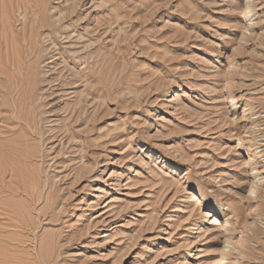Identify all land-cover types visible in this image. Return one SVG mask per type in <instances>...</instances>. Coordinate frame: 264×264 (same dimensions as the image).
I'll return each mask as SVG.
<instances>
[{
	"label": "rangeland",
	"instance_id": "1",
	"mask_svg": "<svg viewBox=\"0 0 264 264\" xmlns=\"http://www.w3.org/2000/svg\"><path fill=\"white\" fill-rule=\"evenodd\" d=\"M37 1L0 0V264H264V0Z\"/></svg>",
	"mask_w": 264,
	"mask_h": 264
},
{
	"label": "bare ground",
	"instance_id": "2",
	"mask_svg": "<svg viewBox=\"0 0 264 264\" xmlns=\"http://www.w3.org/2000/svg\"><path fill=\"white\" fill-rule=\"evenodd\" d=\"M33 1H37V0H33ZM9 2V4H10V1H8ZM38 2V1H37ZM36 2V3H37ZM43 2V1H42ZM245 4H244V12H246L247 10V12L249 13V15L253 12V9L251 8L253 5L251 4V0H246L245 2H244ZM5 4V3H4ZM3 4V5H4ZM43 4H46V3H43ZM2 5V6H3ZM41 5H42V3H41ZM7 7V6H6ZM37 7H38V5H37ZM44 7V6H43ZM253 8H254V6H253ZM46 10V9H45ZM45 10H43V11H45ZM2 12H3V9H2ZM42 14V13H41ZM37 15H40V14H38V12H37ZM44 15V14H43ZM246 16H247V13H246ZM4 17V16H3ZM3 17H1V18H3ZM45 17V16H44ZM49 17V16H48ZM40 18V17H39ZM42 18V17H41ZM250 20L252 19L251 17L249 18ZM2 20V19H1ZM41 20V19H40ZM39 20V21H40ZM50 20V19H49ZM4 21V20H3ZM36 21V20H35ZM26 23V22H25ZM36 23V22H35ZM34 23V24H35ZM3 24H4V22H3ZM9 24H11V23H9ZM38 24V23H37ZM41 24H42V22H41ZM51 24V23H50ZM8 25V24H7ZM12 25V24H11ZM25 25V24H24ZM3 26V25H2ZM32 26V25H31ZM37 26H39V24L37 25ZM29 27V26H28ZM35 27V26H34ZM39 27H41V26H39ZM49 27V26H48ZM12 28H13V26H12ZM11 28V29H12ZM25 28V27H24ZM36 28V27H35ZM262 28V27H261ZM5 29V28H4ZM37 29V28H36ZM39 29V28H38ZM2 30V29H1ZM6 30V29H5ZM30 30H31V28H30ZM263 30V29H262ZM23 31H25V29L23 30ZM8 33V32H7ZM10 33V32H9ZM23 33H25V32H23ZM29 33H31V32H29ZM91 33V32H90ZM5 34V33H4ZM12 34V33H11ZM15 34V33H14ZM74 34V33H73ZM34 35V34H33ZM72 35V34H71ZM0 36H2V35H0ZM6 36V35H5ZM7 36H9V35H7ZM13 36V35H12ZM30 36V35H29ZM10 37V36H9ZM4 38V37H3ZM2 38V39H3ZM11 38V37H10ZM16 38V37H15ZM23 38V37H22ZM34 38V37H33ZM4 39H6V38H4ZM13 39V38H12ZM72 39V38H71ZM10 40V39H9ZM29 40V39H28ZM4 41V40H3ZM11 41V40H10ZM9 41V42H10ZM23 41V40H22ZM32 41V40H31ZM43 41V40H42ZM5 43V42H4ZM3 43V44H4ZM11 43V42H10ZM9 43V44H10ZM28 43V42H27ZM32 43V42H31ZM31 43H30V45L29 46H31ZM14 44V43H13ZM33 44V43H32ZM37 45V44H36ZM12 46V45H11ZM33 46V45H32ZM31 46V47H32ZM34 46H35V44H34ZM33 46V48H35ZM56 46V45H55ZM7 47V46H6ZM5 47V48H6ZM73 48V47H72ZM29 49H30V47H29ZM32 49V48H31ZM30 49V50H31ZM38 49V48H37ZM50 49V48H49ZM74 49V48H73ZM5 50V49H4ZM19 51V50H18ZM33 51H34V49H33ZM5 52V51H4ZM77 52V51H76ZM7 53V52H6ZM36 53V52H35ZM53 53V52H52ZM75 53V52H74ZM74 53H72V55H76V54H74ZM10 54H11V52H10ZM17 54V53H16ZM27 54V53H26ZM54 55V54H53ZM100 55V54H99ZM79 57V56H78ZM53 58V57H52ZM82 59V58H81ZM5 61V60H4ZM20 61H22L23 62V60H20ZM72 61V60H71ZM77 61V60H76ZM10 62H11V60H10ZM15 62V61H14ZM21 62V63H22ZM33 62V61H32ZM37 62V61H36ZM7 63H8V60H7ZM38 63V62H37ZM24 64V63H23ZM8 65V64H7ZM12 65V64H11ZM19 66H21V65H19ZM12 67V66H11ZM27 67V66H26ZM101 67V66H100ZM33 68V67H32ZM99 68V67H98ZM5 69V68H4ZM28 69H30L29 68V66H28ZM18 70H20L19 68H18ZM99 70V69H98ZM34 71V70H33ZM73 71V70H72ZM11 72V71H10ZM9 72V73H10ZM22 72V71H21ZM24 72V71H23ZM98 72V71H97ZM35 73H37V72H35ZM73 73V72H72ZM13 74V73H12ZM76 74V73H75ZM101 74V73H100ZM84 75V74H83ZM68 76V75H67ZM80 77V76H79ZM98 77H100V76H98ZM18 78V80H20L19 79V77H17ZM22 78V77H21ZM73 78V77H72ZM82 79V78H81ZM15 80V79H14ZM23 80V79H22ZM33 80V79H32ZM65 80V79H64ZM73 80V79H72ZM4 81V80H3ZM7 81V80H6ZM5 81V82H6ZM80 81V80H79ZM102 80H100V82H101ZM38 82V81H37ZM45 82V81H44ZM4 82H2V84H3ZM16 83V82H15ZM49 83V82H48ZM66 83V82H65ZM71 84H72V86L73 85H75V84H77V81L76 80H73V81H71L70 82ZM31 84V83H30ZM78 84H79V82H78ZM82 84V83H81ZM5 85V84H4ZM4 85H2V86H4ZM32 85V84H31ZM84 85V84H83ZM11 86V85H10ZM20 86V85H19ZM18 86V87H19ZM13 87V86H12ZM11 87V88H12ZM51 88V87H50ZM74 88V87H73ZM98 88V87H97ZM2 89H4V88H2ZM13 89V88H12ZM48 89V88H47ZM21 90V89H20ZM19 90V91H20ZM45 90V89H44ZM10 91V90H9ZM15 91H16V89H15ZM18 91V90H17ZM18 91V92H19ZM22 91V90H21ZM30 91V90H29ZM102 91V90H101ZM6 92V91H5ZM17 92V93H18ZM49 92V91H48ZM29 93V92H28ZM31 93V92H30ZM40 93V92H39ZM14 94V93H13ZM25 94H26V92H24L23 93V91L21 92V93H19V96H18V99H16L15 100V105H16V110L17 111H15L16 113H17V117L21 120V119H24V121L26 120V121H28L27 123H29V119H28V115L27 114H25L24 112L22 113V108L24 109V107H23V104H24V102H26L25 101V99L26 98H24L25 97ZM84 94V93H83ZM14 95H16V94H14ZM27 95V94H26ZM29 95V94H28ZM38 95V94H37ZM88 96V95H87ZM87 96H85V97H87ZM11 97V96H10ZM16 97V96H15ZM15 97L13 98V99H15ZM27 97V96H26ZM31 95H30V99H31ZM40 97V96H39ZM84 97V98H85ZM97 97V96H96ZM98 97H100V94H99V96ZM12 98V97H11ZM23 98H24V100H23ZM47 99H48V97H46ZM28 99V98H27ZM81 99V98H80ZM86 99V98H85ZM31 100H33V98L31 99ZM38 100V99H37ZM93 100H94V98H93ZM97 100V99H96ZM95 100V101H96ZM13 101V100H12ZM11 101V102H12ZM24 101V102H23ZM3 102V101H2ZM10 102V103H11ZM29 103V102H28ZM32 103V102H31ZM30 103V104H31ZM35 103V102H34ZM85 103V102H84ZM96 103V102H95ZM8 104V103H7ZM6 104V105H7ZM42 104V103H41ZM48 104V103H47ZM46 104V105H47ZM76 104V103H75ZM2 105V104H1ZM87 104L85 103V106H86ZM96 105V104H95ZM84 106V105H83ZM10 107V106H9ZM80 107V106H79ZM78 107V108H79ZM98 108V107H97ZM7 109V108H6ZM10 109H12V106H11V108ZM75 110V109H74ZM76 111V110H75ZM80 111V110H79ZM10 112H11V110H10ZM82 112V111H81ZM74 113V112H73ZM80 113V112H79ZM78 113V114H79ZM13 114H14V112H13ZM42 114V113H41ZM40 114V115H41ZM33 117V116H32ZM32 117H31V120L30 121H32ZM34 117H36V116H34ZM38 117V116H37ZM30 118V117H29ZM34 119V118H33ZM40 119V118H39ZM35 121V120H34ZM30 123H32V122H30ZM40 123V122H39ZM36 124V123H35ZM23 125V124H22ZM32 125V124H31ZM264 125V124H263ZM29 126H30V124H29ZM22 127V126H21ZM36 127V126H35ZM34 127V128H35ZM38 127V126H37ZM21 129V128H20ZM28 129V128H27ZM32 129V128H31ZM36 129V128H35ZM22 130H24V129H22ZM29 130V129H28ZM34 130V129H33ZM33 132V131H32ZM38 133V132H37ZM40 133H41V131H40ZM28 134V133H27ZM26 134V135H27ZM33 134V133H32ZM18 135H16V137H17ZM20 137V136H19ZM24 138V137H23ZM20 139V138H19ZM254 139V138H253ZM13 141V140H12ZM27 141H29V140H27ZM15 142V141H14ZM16 142H18V140L16 141ZM239 150L240 149H242V150H244L245 152H246V154H247V156H248V162L249 163H251L250 165H252L253 166V168L252 169H256V171H255V174H253L251 177H252V188L254 187V182H255V179L258 177V175H257V173H258V171L259 170H257V167L258 166H260V167H262V169H263V172L262 173H264V164L263 165H259L260 164V161L258 162V155L259 154H261L263 151H264V149H261V150H259V151H256L255 149H252V146L253 145H256V144H253L252 146L251 145H248L247 147H245V144L241 141V139H239ZM23 143V142H22ZM29 143V142H28ZM28 143H26V146H27V144ZM257 143V142H256ZM12 144V143H11ZM24 144V143H23ZM33 144H35L34 142H33ZM252 144V143H251ZM260 144V145H259ZM14 145H15V143H14ZM258 147L259 148H262V146L264 145V144H262V143H258ZM28 147H30V146H28ZM10 148V147H9ZM12 148H14V147H12ZM11 148V149H12ZM25 148V147H24ZM32 148V147H31ZM31 148H29V149H31ZM6 149V148H5ZM15 149V148H14ZM26 149V148H25ZM24 149V150H25ZM34 149V148H33ZM17 150V149H16ZM35 150V149H34ZM250 150V151H249ZM13 151H15V150H13ZM37 151V150H36ZM9 152V151H8ZM7 152V154H9ZM17 152V151H16ZM19 152V151H18ZM24 152V151H23ZM29 152V151H28ZM16 154V153H15ZM19 153H17V155H18ZM34 154H36V153H34ZM11 155V154H10ZM37 155V154H36ZM262 155V154H261ZM5 156V155H4ZM9 156V155H8ZM28 156V155H27ZM2 157V156H1ZM15 157V156H14ZM17 157V156H16ZM19 157H21V158H23V157H25L24 156V154L23 155H21V156H19ZM18 157V158H19ZM29 157H30V155H29ZM28 157V158H29ZM26 158V157H25ZM2 159V158H1ZM15 159V158H14ZM24 159V158H23ZM35 159V158H34ZM25 160V159H24ZM26 160H27V158H26ZM12 161V160H11ZM15 161V160H14ZM36 161V160H35ZM10 162V161H9ZM19 162V161H18ZM21 163L23 162L24 163V161H20ZM31 162V161H30ZM15 163H17V162H15ZM21 163H20V165H21ZM33 163V162H32ZM7 164V163H6ZM17 164H19V163H17ZM19 165V166H20ZM11 166V165H10ZM22 166V165H21ZM20 166V167H21ZM25 166V165H24ZM28 166V165H27ZM13 167V166H12ZM26 167V166H25ZM31 167V166H30ZM11 169V168H10ZM10 169H9V171H10ZM16 169V168H15ZM22 169V168H21ZM28 169V168H27ZM12 170V169H11ZM34 173V172H33ZM30 176V175H29ZM34 178V177H33ZM32 179V178H31ZM30 180V179H29ZM33 182V181H32ZM34 183V182H33ZM251 188V189H252ZM264 189V188H263ZM262 192H263V190H262ZM261 193V192H260ZM263 194H264V192H263ZM263 196V195H262ZM264 197V196H263ZM5 201V200H4ZM4 203V202H3ZM2 203V204H3ZM1 204V205H2ZM5 204V203H4ZM3 204V205H4ZM9 204V203H8ZM11 204V203H10ZM12 205H14V204H12ZM6 206V205H5ZM15 206V205H14ZM223 206V207H222ZM221 207L222 208H220V209H222V210H229V209H232V206H229V205H227V204H221ZM13 208V207H12ZM15 209V208H14ZM2 210V209H1ZM5 211H6V209H5ZM8 211V210H7ZM208 214H209V212H208ZM215 214H209V218H211V217H213ZM16 217V216H15ZM226 223H229L230 222V220L228 219V220H226L225 221ZM222 227H224V224L222 223ZM19 233V232H18ZM15 239V238H14ZM22 239V238H21ZM21 239H18V238H16V240H17V243H18V240H19V245H20V241H21ZM23 240V239H22ZM244 240V239H243ZM8 241H10L9 239H8ZM22 243H23V241H21ZM10 243V242H9ZM12 244V243H11ZM14 245V244H13ZM43 247H44V245H43ZM48 247V246H47ZM45 248L46 247H44V250H45ZM43 249H42V246L40 245V247H39V249H37V254L36 255H38V257H35L34 258V260L33 261H31V262H34V263H32V264H45V258H46V256L43 254V251H42ZM233 251L235 252V253H233L232 252V254L231 253H227L226 251H223L222 252V255H221V264H228V259L230 258L231 259V262H232V264H239L240 262H241V259L243 258V257H245V258H252V257H254V255H255V253H254V250H253V248L250 246V245H248L246 242H238V243H235V245H234V247H233ZM22 260V259H21ZM20 260V261H21ZM41 261V262H39V261ZM47 260V259H46ZM246 260V259H245ZM29 261V260H28ZM28 261H24V263L23 264H28ZM31 262H30V264H31ZM22 263V262H21ZM20 263V264H21Z\"/></svg>",
	"mask_w": 264,
	"mask_h": 264
}]
</instances>
